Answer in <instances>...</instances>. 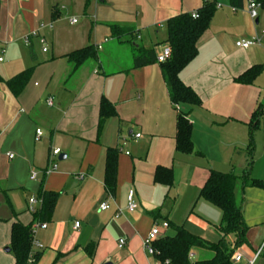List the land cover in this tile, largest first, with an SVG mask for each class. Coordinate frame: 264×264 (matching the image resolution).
Listing matches in <instances>:
<instances>
[{
  "label": "crops",
  "instance_id": "0c3cea01",
  "mask_svg": "<svg viewBox=\"0 0 264 264\" xmlns=\"http://www.w3.org/2000/svg\"><path fill=\"white\" fill-rule=\"evenodd\" d=\"M205 1H213L215 11L196 56L179 73L201 102L188 112L193 151L184 154L176 149V121L188 107L171 104L159 63L134 69L132 52L141 47L158 56L167 47V21L195 13ZM247 2L234 7L230 0H0V79L32 70L17 96L0 83V264H15L9 247L13 223L46 224L32 235L31 253H40L35 264H159L142 247L154 225L160 237L173 236L171 226H181L216 243L221 211L199 197L209 171L237 178L235 202L246 231L237 247L234 236L226 238L232 256H240L232 264H248L259 250L253 264H264V189L241 180L264 182V6L251 20ZM111 27L133 35L115 38ZM254 38L260 45L235 47ZM85 47L93 48L96 60L71 74L66 56ZM254 66L260 71L250 84L235 81ZM102 99L114 115L100 125ZM259 106L260 117L251 124ZM54 149L60 154L50 160ZM108 150L116 152L112 194L104 185ZM47 168L52 171L45 175ZM159 168L171 171L170 187L155 182ZM40 190L56 194L46 222L35 218ZM129 192L137 204L133 213L126 212ZM29 199L36 201L31 207ZM102 203L106 211L99 210ZM211 257L193 249L189 262Z\"/></svg>",
  "mask_w": 264,
  "mask_h": 264
},
{
  "label": "trees",
  "instance_id": "16d2710c",
  "mask_svg": "<svg viewBox=\"0 0 264 264\" xmlns=\"http://www.w3.org/2000/svg\"><path fill=\"white\" fill-rule=\"evenodd\" d=\"M88 1V0H86ZM264 6V0H255ZM240 0H230L231 6H238ZM216 4L205 1L195 13H183L170 18L166 23L165 43L170 52L169 58L160 64V71L167 88L171 104L188 107V111H179L176 121V149L177 151L189 154L193 151L191 142V126L187 120L188 112L194 107H200L201 102L195 93L184 86L179 79V73L196 56V44L200 36L209 26L211 17L215 11ZM53 19L57 16L52 13ZM111 35L115 38L121 35L132 36L133 31L127 28L111 27ZM71 63L73 74L81 65L88 61L96 60L95 51L92 47H85L72 52L66 56ZM133 68L139 69L156 63L154 50H146L135 47L132 52ZM31 69L22 71L7 81L0 79L12 95L17 96L27 84ZM260 71L259 66H254L235 81L239 84H250ZM100 125L103 121L114 115L113 107L102 99L99 105ZM261 114L259 106L251 117V124H254ZM115 153L108 150L105 158L104 185L108 194L113 193L115 179ZM154 180L156 183L167 187L172 185V174L167 169H157ZM237 178L232 174H223L217 171H209L208 176L200 189L199 197L221 211V221L215 230L219 236L216 243H209L200 237L187 232L181 226H171L174 235L164 236L157 239L152 248L155 250V259L159 264H191L189 255L193 249L207 250L212 253L209 260L196 264H232L231 257L233 249L227 242L228 236H234V247L244 242L246 227L243 223L241 208L235 202L234 187ZM244 185L264 189V182L242 177ZM38 198L41 202L40 210L35 214L39 222H46L50 219L56 202V194L40 190ZM151 216L155 217L152 213ZM32 226H23L20 223H13L10 229V251L15 264H35L40 253H31ZM85 251L89 256L92 254V245Z\"/></svg>",
  "mask_w": 264,
  "mask_h": 264
},
{
  "label": "built area",
  "instance_id": "2783aa9c",
  "mask_svg": "<svg viewBox=\"0 0 264 264\" xmlns=\"http://www.w3.org/2000/svg\"><path fill=\"white\" fill-rule=\"evenodd\" d=\"M260 6L261 5L258 2H256L255 0H248L247 11H248V15L251 18V20L257 19V12L256 11L258 8H260ZM191 16H192V18H197L196 13H193ZM75 23H76L75 20L71 21V24H75ZM32 36H35V34H32ZM261 36H262V38H264V30L262 31ZM40 42H41V44L44 43V41L42 39L40 40ZM25 43L27 44V40H25ZM256 45H260V40L258 38H254L251 40L242 39V40H239L235 43L236 48L244 49V50L248 49L252 46H256ZM97 49H100V47H97ZM43 52H45V49H43ZM169 55H170V52H169L168 48L166 47L162 50V52L158 56H156V62L157 63H163L164 61H166L169 58ZM0 62H1V59H0ZM45 102H46L47 106H52V98H47ZM35 134H36L37 139L41 136V132L39 130H37L35 132ZM139 137H140V135L135 136L136 139H138ZM59 154H60L59 149L51 150L50 154H49V159L51 160L52 158H56ZM8 157L12 158L13 156L11 154H9ZM51 171H52V169L47 168L45 170L44 174L48 175ZM34 178H35V174L31 173V179H34ZM35 203H36V201L34 199L28 200V204L30 207L32 205H34ZM108 208H109V206L106 203H102L99 206L100 211H106ZM136 208H137V204L134 200L133 192H129L127 195L126 212L127 213H133V212H135ZM30 211L33 212L32 209H30ZM118 217H119V214L117 213L115 215V218H118ZM45 227H46V224H44V223H36L35 225L32 226V233H34V231L37 230L38 228L44 229ZM78 227H79V224L76 223L74 225V229H77ZM163 227L166 228L167 227L166 224H164ZM159 238H161L159 227L157 225H154L151 228V230L149 231V233L147 234V236L143 239V242H142L143 250L145 251V253L148 256H154L155 255V250L152 248V246H153V243ZM123 245H124V241L119 240L118 248H121ZM259 253H260V250L255 254L254 259L251 262H249L248 264H253L254 260L257 258ZM231 261L235 262V263L239 262L240 256L238 254L233 255L231 257Z\"/></svg>",
  "mask_w": 264,
  "mask_h": 264
},
{
  "label": "water",
  "instance_id": "95a60500",
  "mask_svg": "<svg viewBox=\"0 0 264 264\" xmlns=\"http://www.w3.org/2000/svg\"><path fill=\"white\" fill-rule=\"evenodd\" d=\"M6 251H9V250H6Z\"/></svg>",
  "mask_w": 264,
  "mask_h": 264
}]
</instances>
